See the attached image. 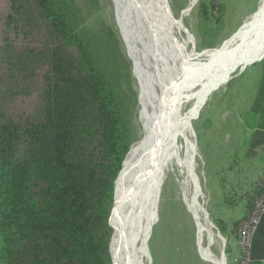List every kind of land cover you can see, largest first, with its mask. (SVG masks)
Segmentation results:
<instances>
[{
	"label": "trees",
	"instance_id": "1",
	"mask_svg": "<svg viewBox=\"0 0 264 264\" xmlns=\"http://www.w3.org/2000/svg\"><path fill=\"white\" fill-rule=\"evenodd\" d=\"M219 5L199 0L201 19ZM260 66L252 112L264 129ZM131 144L119 87L56 1L0 0V264H113ZM260 237L252 264H264Z\"/></svg>",
	"mask_w": 264,
	"mask_h": 264
},
{
	"label": "rangeland",
	"instance_id": "2",
	"mask_svg": "<svg viewBox=\"0 0 264 264\" xmlns=\"http://www.w3.org/2000/svg\"><path fill=\"white\" fill-rule=\"evenodd\" d=\"M55 1L78 29L79 33L83 35L86 42L90 44L96 61L103 67L117 88L119 87L121 101L125 107L126 119L130 126L131 151L133 145L139 142L144 135L142 124L144 107L147 100L145 96L147 85L141 80V77H138L139 69L135 65L134 55L124 37L120 23V14L114 0ZM260 1L219 0L220 5L215 9V13L210 14L212 19L203 20L200 16L199 0H169L170 9L175 16V20L171 19V21L178 23L179 17L183 18V26L190 37L186 44V52L192 54L203 50L204 43H214L215 48L223 46L233 37L252 13L257 10ZM154 10L156 17L157 10L156 8ZM154 19L153 23L148 26L149 28L156 26L155 32L149 31L152 33L151 37H153V40L139 43L141 48L143 47L145 51L152 50V53L146 56L143 54L142 59L152 72L157 70L159 73V83L156 86L160 89L164 86L165 90L171 87H179L176 84V72L182 68V74L184 75L186 70L192 69L196 64L189 63L184 67L181 66V58L177 53V44L172 43L173 41L170 36L166 38V42L170 43H159L158 35L160 33H158V30L160 26L157 23L159 20L155 22L156 19ZM161 22L163 24L167 23L165 19ZM169 27L172 28L171 25ZM165 28L166 33L172 34V30L167 28V25H165ZM107 29H111L113 34L106 36ZM130 32L132 37L142 38L134 26L130 29ZM185 33L182 30V33L176 36L177 39H186ZM185 67H187L186 70H184ZM239 72V68L229 70L228 74H231L232 78L234 77L230 83L228 82L231 79L227 82L228 84L221 87L218 83V85L216 84L204 95L197 97L191 102H186L182 107V112L188 113L191 120L193 131H190V136L195 145V157L192 155L190 147L187 149L186 142L182 137H180L178 142L179 152L186 159L187 163L189 162V166L192 169L194 168L193 171H195L198 178H201L200 182L207 197V188L203 177H201L198 165L201 161L202 152L199 145L203 144L206 132L205 128L209 119L221 120L228 110L234 113L235 118L232 120H237L238 114L250 121L253 117L252 109H247L250 100L253 97L255 98L258 92L262 76L260 62L249 65L240 75L238 74ZM179 83L178 85L182 86L181 77L179 78ZM156 108H158V105ZM246 112L249 113L246 114ZM214 129L215 127L211 128V130ZM241 134L244 136L243 133ZM127 158L128 156L125 159L127 160ZM222 182V180H216L210 183V187L214 192L220 191L223 186ZM163 189L159 205V218L149 238L150 264H213L209 258L203 256L197 249V237H195L197 225L185 202V199H192L195 192V184L191 181L188 170L173 161L170 165L169 177ZM167 190L168 197L164 194V191L167 192ZM162 204H164L165 209L161 214ZM203 215L201 214L202 219H204ZM170 216L173 218L172 222ZM212 217L208 216L211 223H213ZM189 229H191L192 234L189 233ZM212 230L214 239L213 241L211 238L208 240H210L214 256L216 255L220 259L226 240L215 227ZM184 242H186V245L183 244ZM199 253L204 260H202ZM146 263H148V260H146Z\"/></svg>",
	"mask_w": 264,
	"mask_h": 264
},
{
	"label": "bare ground",
	"instance_id": "3",
	"mask_svg": "<svg viewBox=\"0 0 264 264\" xmlns=\"http://www.w3.org/2000/svg\"><path fill=\"white\" fill-rule=\"evenodd\" d=\"M114 2L120 14L124 37L139 69L137 76L147 85L142 124L144 135L133 145L129 155L127 154L128 158L124 160L123 169L116 180L118 223L111 244L115 264H150L149 238L159 218L161 196L173 161L188 170L189 177L195 184L192 199H185V202L197 225L195 236L197 249L213 264H225L223 257L219 259L214 256L208 240L214 239L212 234L214 226L199 201L200 186L194 168L189 166V162L187 163L179 152L178 142L182 137L187 149L190 147L195 157V145L190 136V131H193L191 120L188 113L182 112V107L186 102L204 95L216 84L219 83L220 87L227 84L232 79L231 74H228L229 70L252 65L264 56V0L260 1L257 10L223 46L203 49L192 54L186 52V44L190 37L183 26V18L179 17L178 23L171 21L175 20V16L169 11L166 0H114ZM153 19L155 22L160 21H157L160 26L159 43H170L166 42V38L170 36L172 43L177 44L181 66L196 64L190 70H186L185 67L184 75L182 68L176 72V84L179 87L165 90L164 86L162 89L156 86L159 83V73L157 70L152 72L142 59L143 54L146 56L152 53V50L145 51L143 47L141 48L139 43L153 40L149 31L155 32L156 26L148 27L153 23ZM164 19L166 24L161 22ZM165 25L167 28H170L169 25L172 26L170 28L172 34L165 32ZM133 26L142 38L132 37L130 29ZM182 30L186 32L187 38L178 40L176 36L182 33ZM180 77L182 86L178 85ZM201 214H204V219Z\"/></svg>",
	"mask_w": 264,
	"mask_h": 264
},
{
	"label": "crops",
	"instance_id": "4",
	"mask_svg": "<svg viewBox=\"0 0 264 264\" xmlns=\"http://www.w3.org/2000/svg\"><path fill=\"white\" fill-rule=\"evenodd\" d=\"M243 71L238 74L240 75ZM255 98L250 100L247 110L252 109ZM248 113L246 112V114ZM260 117L258 114H253L250 121L238 114L237 120H232L235 118L234 113L228 110L221 120L209 119L205 128L203 144L199 145L202 152L198 169L208 192L207 197L200 182L201 178L196 175L201 193L199 201L207 216H213L212 225L226 240L225 248L222 251L225 264H235L239 257L237 233L233 231L234 224L246 216L251 193L257 192L261 184L264 183V129L258 126ZM242 126L243 128H241ZM213 127L216 130H211ZM205 154L206 156H204ZM216 180H222L223 186L220 191L214 192L210 183ZM164 194L168 197V190L164 191ZM161 207L162 214L165 209L164 204ZM170 218L172 222V216ZM258 230L261 234V248L258 254L259 258L264 261V220ZM189 233L192 234L191 229H189ZM183 244L186 245V242ZM202 260L204 259L202 258Z\"/></svg>",
	"mask_w": 264,
	"mask_h": 264
},
{
	"label": "built area",
	"instance_id": "5",
	"mask_svg": "<svg viewBox=\"0 0 264 264\" xmlns=\"http://www.w3.org/2000/svg\"><path fill=\"white\" fill-rule=\"evenodd\" d=\"M264 218V183L256 192L253 206L246 216H244L237 227V241L239 257L235 264H252L254 238L258 232Z\"/></svg>",
	"mask_w": 264,
	"mask_h": 264
},
{
	"label": "water",
	"instance_id": "6",
	"mask_svg": "<svg viewBox=\"0 0 264 264\" xmlns=\"http://www.w3.org/2000/svg\"><path fill=\"white\" fill-rule=\"evenodd\" d=\"M166 2H167L168 7L170 8L169 0H166ZM169 11L172 13L171 9H169ZM263 59H264V56H262L258 62H261ZM247 66H248V65H244L242 68H240V71H243ZM123 163H124V162H123ZM115 183H116V182H115ZM112 211H113V210H112ZM110 218H111V217H110ZM110 225L112 226L111 221H110ZM112 227H113V226H112ZM113 235H114V234H113ZM112 239H113V238H112ZM111 244H112V242H111ZM111 246H112V245H111ZM111 254H112V250H111ZM112 262H113V258H112Z\"/></svg>",
	"mask_w": 264,
	"mask_h": 264
}]
</instances>
